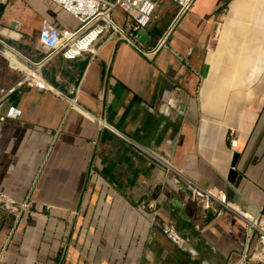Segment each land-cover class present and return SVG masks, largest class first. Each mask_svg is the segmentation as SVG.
I'll list each match as a JSON object with an SVG mask.
<instances>
[{
    "label": "crops",
    "instance_id": "crops-1",
    "mask_svg": "<svg viewBox=\"0 0 264 264\" xmlns=\"http://www.w3.org/2000/svg\"><path fill=\"white\" fill-rule=\"evenodd\" d=\"M159 9L168 20L152 29L155 13L144 46L105 33L44 69L57 94L10 97L23 116L0 122V191L29 205L19 221L0 210V264H239L255 247L246 218L191 187L264 206V0ZM43 20L73 23L50 0H0V36L20 49L36 52Z\"/></svg>",
    "mask_w": 264,
    "mask_h": 264
},
{
    "label": "built area",
    "instance_id": "built-area-1",
    "mask_svg": "<svg viewBox=\"0 0 264 264\" xmlns=\"http://www.w3.org/2000/svg\"><path fill=\"white\" fill-rule=\"evenodd\" d=\"M159 0H50L57 14L67 15L72 20V25L56 26L48 20H43L39 33V46L34 54L20 49L9 40V37L0 36V56L4 57L9 67L21 74V80L9 89L0 90V108L6 105L5 112H0V122L18 120L23 116L20 107L10 101V97L19 89L26 86L40 91H48L57 94L58 91L44 78L43 71L58 56L66 60H76L87 52H95V46L102 35L110 33L112 38L130 42L135 33L147 28L154 19ZM179 7V18L191 11L197 0H172ZM119 9L125 13V22L121 26L114 20V12ZM20 26L16 24V29ZM18 33V30H16ZM19 35V34H18ZM18 66L13 67L11 59ZM20 66V67H19ZM22 66V67H21ZM230 149L235 151L238 146V133L235 130L228 131ZM195 199L206 200L205 207L211 208L212 200L225 204L226 195L223 191L203 190L196 184L191 187ZM215 193V194H214ZM221 198L223 201H221ZM28 202L21 204L11 200L10 197L0 191V209L7 210L18 219L20 213L28 206ZM264 206L258 211L259 220ZM250 222V221H249ZM255 228L258 243L262 244L261 250L248 257L249 249L242 255L239 264L247 261H258L264 264V226L249 224L248 231ZM169 233L177 243H182V238L170 228ZM257 254V258H255ZM252 264H256L253 262Z\"/></svg>",
    "mask_w": 264,
    "mask_h": 264
},
{
    "label": "rangeland",
    "instance_id": "rangeland-1",
    "mask_svg": "<svg viewBox=\"0 0 264 264\" xmlns=\"http://www.w3.org/2000/svg\"><path fill=\"white\" fill-rule=\"evenodd\" d=\"M156 13L157 14L160 13L161 17L159 19H155V20L153 19L154 22L152 21L153 22V24H152L153 28L152 29H156L157 31H160L163 28V26H165L166 21L168 19L166 18V14L163 13L162 9H159L158 11H156ZM114 20L116 21L117 24L123 25L125 22V13L123 11L117 9L114 12ZM136 35H137V37L134 40L140 46H144L143 43L148 38L149 34L146 33V31L141 30V31L137 32ZM20 80H21V74L12 70L9 67L8 61L4 57L0 56V90L1 89H9L10 87H12L16 83H18ZM10 214L12 216H14L16 220H18L14 214H12V213H10ZM260 221H263V225H264V211L262 212V215L260 216V218L258 220V224ZM254 230L257 234V231L255 228H254ZM255 242H256L255 247L253 249H249V251H248V257H252L254 255V252H258L261 250L262 244H258V237L255 238ZM67 252L68 251L64 252L65 256H66ZM64 255H63V259L66 258ZM255 258H257V254H256ZM255 260L256 259H253L252 261H247L246 264H252L253 262L258 264V261L256 262ZM64 262L62 264H64Z\"/></svg>",
    "mask_w": 264,
    "mask_h": 264
},
{
    "label": "bare ground",
    "instance_id": "bare-ground-1",
    "mask_svg": "<svg viewBox=\"0 0 264 264\" xmlns=\"http://www.w3.org/2000/svg\"><path fill=\"white\" fill-rule=\"evenodd\" d=\"M13 33H14L15 35L18 34V33H16V32H13ZM10 59H11V61H12V66H13V67L18 66L14 59H12V58H10ZM19 67H20V66H19ZM21 67H22V66H21ZM214 194H215V193H214ZM221 201H223L222 198H221ZM225 204L228 205L231 209H233V210L239 212L244 218H246L248 221H250L251 224H253V225H257V226H260V225H261V227L264 226V225H263V221H260L259 224H258L257 216H254V215H252V214L249 213V212H244V211L240 210V208H239L236 204H233V203H231V202H227V199H225Z\"/></svg>",
    "mask_w": 264,
    "mask_h": 264
},
{
    "label": "water",
    "instance_id": "water-1",
    "mask_svg": "<svg viewBox=\"0 0 264 264\" xmlns=\"http://www.w3.org/2000/svg\"><path fill=\"white\" fill-rule=\"evenodd\" d=\"M239 157H240L239 154H237V153L233 154V159L231 162V169H230V172H229L228 177H227L228 182L232 185L235 184L237 177H238V172L236 171V166H237Z\"/></svg>",
    "mask_w": 264,
    "mask_h": 264
}]
</instances>
